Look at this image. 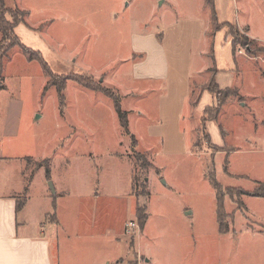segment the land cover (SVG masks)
<instances>
[{
    "label": "rangeland",
    "instance_id": "374dc122",
    "mask_svg": "<svg viewBox=\"0 0 264 264\" xmlns=\"http://www.w3.org/2000/svg\"><path fill=\"white\" fill-rule=\"evenodd\" d=\"M213 2L217 21L236 27L229 43L226 28L211 29L205 0H5L25 12L15 35L39 50L54 74L83 73L120 96L135 151L149 162L142 170L137 165L108 97L67 80L61 103L53 86L43 90L48 78L40 64L14 46L0 54V154L13 144L12 151L27 156V172L45 164L34 157L49 161L50 178L41 183L37 177L28 191L31 209L43 203L44 187L53 200L47 221L57 211L90 220L105 213L100 224L116 237L115 252L124 261L132 257L134 234L144 241L138 228L120 230L123 221L137 222L139 206L156 242L192 239L205 264H264V199L247 194L262 192L264 183L227 187L239 179L224 170L264 177V0ZM245 35L254 41L251 53L237 43ZM132 45L140 55L129 59ZM145 64L160 80L135 75ZM215 68L229 70L223 80L232 88L202 132V110L213 102L214 116L216 99L205 103L203 95L193 103ZM235 147L240 150L220 153Z\"/></svg>",
    "mask_w": 264,
    "mask_h": 264
},
{
    "label": "crops",
    "instance_id": "0c3cea01",
    "mask_svg": "<svg viewBox=\"0 0 264 264\" xmlns=\"http://www.w3.org/2000/svg\"><path fill=\"white\" fill-rule=\"evenodd\" d=\"M141 39H144V37H141ZM223 40L225 43H229L224 39V34ZM156 49V53L163 58L162 48L155 46ZM138 50L141 49L132 45L129 50V59L140 55ZM140 67L141 71L135 74L137 77H143L147 81L154 78L160 80V77H156L157 74H153L154 76L149 75L146 71L149 64ZM159 71H162V69ZM225 73H229V70L215 68L214 80L221 90L232 88L230 83L223 80L226 77ZM208 93L207 90L202 91L199 100L204 95L203 99L205 103H208L206 102L207 98L213 96ZM212 104L213 102L210 105H205L204 108ZM140 109L138 114L142 113L143 108L140 107ZM131 110L129 109L128 112ZM15 133L16 131L13 130L6 134H12L13 136ZM12 148L13 144L8 153L0 154V264H205L204 259H197L194 255V240L192 239L186 240L184 238L183 241L177 242L164 243L163 240L156 242V236H152L150 231H147L148 228L146 230L148 225L147 213L141 226L136 222L139 229L138 235L144 241L141 244L137 243L136 233L134 234L133 240L129 244L132 257L127 261H124L125 259L115 252V246L118 243L116 237H110L104 228L106 224H100L105 221V213H103V216H94L90 220V218L78 215L76 217L74 211H72L74 213L73 217L63 218L61 216L63 212L57 211L55 212L56 215L50 221H47L46 217L53 207V200L47 198L46 190L43 187V203H40L36 209H31L29 206L31 199L28 192L37 177H39L41 183L47 180L44 165L27 172V156H20L12 151ZM238 150H240L239 147H235L222 150L220 153H226L228 156L229 153ZM34 159L44 160L41 157H34ZM225 164H227V161ZM225 167L224 170L228 176L232 175L239 179V181L229 183L226 185L227 187L254 189L260 183H264L263 176L257 177V179L251 178V174L229 172ZM248 181L250 183L247 186L245 182ZM23 193L25 195L24 202L20 209H17V197ZM250 197L264 199L262 196L250 195ZM243 209L247 210L246 205ZM22 212L24 213L23 218L19 220V215ZM135 214L137 216L136 212ZM185 214L189 213L186 212ZM123 223L125 222L123 221ZM123 223H121L120 230L124 232ZM148 227L150 226L148 225ZM223 230V233L228 232L229 226ZM233 231L232 228L231 233ZM162 233L163 231L160 234Z\"/></svg>",
    "mask_w": 264,
    "mask_h": 264
},
{
    "label": "trees",
    "instance_id": "16d2710c",
    "mask_svg": "<svg viewBox=\"0 0 264 264\" xmlns=\"http://www.w3.org/2000/svg\"><path fill=\"white\" fill-rule=\"evenodd\" d=\"M205 4L208 5V8L210 10V21H211V29L213 31H224L223 29L226 28V31L223 33L224 34V39L227 40L228 36H231L232 32H229L230 30L235 32L236 27L230 23V22H222L219 23L217 21V18L215 16V10H214V2L213 0H205ZM24 10L20 9H13L9 8L5 5V0H0V43L1 41H6V45L0 44V54H4L7 51H9L12 47L18 46L19 49L21 50L22 54L27 60H36L42 69V72L47 76V81L46 84L43 87V90H46L48 87H54L56 92L58 93V97L60 96L61 98V103H63V94L62 91L65 87L66 81L67 80H72L76 82L77 84L81 85L84 88L91 89L94 91L101 92L104 94L106 97H108L113 104L114 110L117 113V117L119 120V125L121 126L123 132L127 134L130 137L131 142L133 143V148H134V153H135V159L137 161V165L139 168L145 169V164L149 165V162L147 161L145 154L140 151H135V146L137 145V140L134 137L133 134L130 133L129 128H128V118H127V111L123 110L120 105V96L115 93V91L112 88L103 86L101 83L96 82L93 80V78L89 75H85L83 73H73L69 75H62L58 76L57 74H54L48 63L44 60L41 52L39 50L31 49L28 46L24 45L21 43V41L18 39V37L15 35L14 29L15 27L22 22L23 16H24ZM248 36H241L239 40H237V43L240 45H243L245 50L249 53H251L250 50V44H253L254 41L253 39H248ZM2 51V52H1ZM1 70V68H0ZM215 72V70H214ZM214 72L213 76L211 79H209L206 83V85L202 86L200 90L197 93V98L196 101L193 103L194 105L197 104L199 101L200 97V92L207 90L209 93H211L215 99H216V104L214 107V116L209 114L211 112V107L212 106H207L203 109L202 115L200 117V124H201V129L202 132L205 129V122L208 120L215 119L218 111L220 104L222 103L226 92L228 91L227 89L221 90L217 86L214 80ZM59 79V80H58ZM224 97H223V96ZM205 133V132H204ZM204 137L209 140V137L207 134H204ZM44 170H45V176L47 179H49V161L47 159H44ZM213 180V185L217 191L218 196L220 197V190L221 187L220 185L216 182L214 177L212 178ZM248 195L251 196H262L264 197V184H262V192H258L256 190L247 193ZM218 200V199H217ZM24 202V198L22 201H16V208L20 209ZM222 208V201L219 202L217 201V216L219 218V212L220 209ZM136 213H137V223L139 226H141L145 219H146V213H145V208L142 210L139 206L136 208Z\"/></svg>",
    "mask_w": 264,
    "mask_h": 264
},
{
    "label": "built area",
    "instance_id": "2783aa9c",
    "mask_svg": "<svg viewBox=\"0 0 264 264\" xmlns=\"http://www.w3.org/2000/svg\"><path fill=\"white\" fill-rule=\"evenodd\" d=\"M134 228H138V225H137V223L136 222H129V223H125V225H124V230H125V232H130V231H133L134 230Z\"/></svg>",
    "mask_w": 264,
    "mask_h": 264
},
{
    "label": "water",
    "instance_id": "95a60500",
    "mask_svg": "<svg viewBox=\"0 0 264 264\" xmlns=\"http://www.w3.org/2000/svg\"><path fill=\"white\" fill-rule=\"evenodd\" d=\"M48 184H49V188L51 189V192L54 194V189L51 181H48Z\"/></svg>",
    "mask_w": 264,
    "mask_h": 264
}]
</instances>
